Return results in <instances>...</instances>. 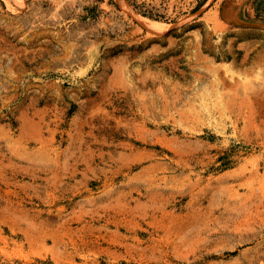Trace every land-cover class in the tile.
Wrapping results in <instances>:
<instances>
[{
    "label": "rangeland",
    "instance_id": "obj_1",
    "mask_svg": "<svg viewBox=\"0 0 264 264\" xmlns=\"http://www.w3.org/2000/svg\"><path fill=\"white\" fill-rule=\"evenodd\" d=\"M245 16L0 0V264H264V31Z\"/></svg>",
    "mask_w": 264,
    "mask_h": 264
},
{
    "label": "crops",
    "instance_id": "obj_2",
    "mask_svg": "<svg viewBox=\"0 0 264 264\" xmlns=\"http://www.w3.org/2000/svg\"><path fill=\"white\" fill-rule=\"evenodd\" d=\"M256 0H226V10L229 20H233V22H237L238 20H242V18L247 19L246 14L249 16L248 19L259 18V20H263L258 13L256 6ZM261 30L264 31V20L260 21Z\"/></svg>",
    "mask_w": 264,
    "mask_h": 264
},
{
    "label": "bare ground",
    "instance_id": "obj_3",
    "mask_svg": "<svg viewBox=\"0 0 264 264\" xmlns=\"http://www.w3.org/2000/svg\"><path fill=\"white\" fill-rule=\"evenodd\" d=\"M147 27H149L150 29H153V30H158L157 29V25L155 23H148Z\"/></svg>",
    "mask_w": 264,
    "mask_h": 264
}]
</instances>
